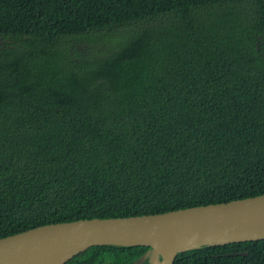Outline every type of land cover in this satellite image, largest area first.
Wrapping results in <instances>:
<instances>
[{"label":"trees","instance_id":"trees-1","mask_svg":"<svg viewBox=\"0 0 264 264\" xmlns=\"http://www.w3.org/2000/svg\"><path fill=\"white\" fill-rule=\"evenodd\" d=\"M261 194L264 0H0V239ZM174 264H264V240Z\"/></svg>","mask_w":264,"mask_h":264},{"label":"water","instance_id":"water-1","mask_svg":"<svg viewBox=\"0 0 264 264\" xmlns=\"http://www.w3.org/2000/svg\"><path fill=\"white\" fill-rule=\"evenodd\" d=\"M264 240V194L160 214L39 226L0 239V264H65L98 246L149 248L132 264H174L201 247Z\"/></svg>","mask_w":264,"mask_h":264}]
</instances>
